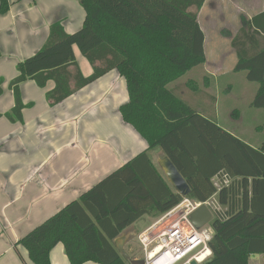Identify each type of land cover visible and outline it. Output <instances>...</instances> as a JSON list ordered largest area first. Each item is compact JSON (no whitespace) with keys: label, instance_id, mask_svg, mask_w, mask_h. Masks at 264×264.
I'll return each mask as SVG.
<instances>
[{"label":"trees","instance_id":"16d2710c","mask_svg":"<svg viewBox=\"0 0 264 264\" xmlns=\"http://www.w3.org/2000/svg\"><path fill=\"white\" fill-rule=\"evenodd\" d=\"M78 1L86 14L82 28L68 34L60 22L51 26L43 48L18 64L19 76L10 85L16 105L5 116L23 121L20 86L27 80L41 88L54 81L47 99L56 105L117 70L129 93L122 119L148 148L19 245L34 264H52L59 244L71 264H130L116 240L141 219L162 216L184 199L153 163L150 152L159 150L189 183V199L206 203L218 194L224 209L212 222L213 256L203 264H250L251 256L264 254V147L223 128L171 87L206 62V36L198 21L206 0ZM9 10V0H0V14ZM231 45L238 57L234 71L247 72V80L258 84L252 106L264 111V12L248 21ZM74 46L92 66L91 76L82 74Z\"/></svg>","mask_w":264,"mask_h":264},{"label":"crops","instance_id":"0c3cea01","mask_svg":"<svg viewBox=\"0 0 264 264\" xmlns=\"http://www.w3.org/2000/svg\"><path fill=\"white\" fill-rule=\"evenodd\" d=\"M9 2V12L0 14V264H34L19 242L146 151L148 145L122 119L120 108L129 102V93L117 70L56 105L47 99L56 87L54 81L41 88L27 80L20 86L26 106L23 121L11 122L5 116L16 105L10 85L19 76L18 64L43 48L53 24L60 22L66 33L73 34L82 28L86 15L78 0ZM263 12L264 0H206L198 21L206 36L207 60L201 66L209 71L207 82L212 68L219 78L227 72L224 60L208 57L206 45L213 47L215 33L230 38L227 70L235 72L238 57L232 39ZM74 52L82 74L91 76L93 68L77 46ZM260 126L250 132V140L230 132L255 148H263L264 130ZM150 155L155 163L157 153ZM51 262L71 264L62 244L52 251ZM250 264H264V254L251 256Z\"/></svg>","mask_w":264,"mask_h":264},{"label":"rangeland","instance_id":"374dc122","mask_svg":"<svg viewBox=\"0 0 264 264\" xmlns=\"http://www.w3.org/2000/svg\"><path fill=\"white\" fill-rule=\"evenodd\" d=\"M220 25L221 23H219ZM213 37L214 42L210 45L213 47L208 49L206 45L208 57L211 60L213 56L217 57L219 61L224 60V64H226L225 71H227L224 72L225 76L219 78L220 74L218 75L216 70L212 68V76L210 81L207 82L206 78L210 76L209 71H205V67L200 66L190 71L176 83H173L171 87L177 88L176 91L181 93V96L190 103H192L191 101H195V105L192 103L194 107L199 106V108L204 109L206 115L217 121L223 128L235 132L241 138L250 140L256 127L262 125L264 122V111L252 106L258 84L249 82L247 80V72L245 71L237 73L227 70L231 63V55L226 51V49H229L227 42L230 41L228 40L230 38L226 34L219 35L218 33H215ZM216 51L217 55L215 56L214 53ZM190 86H193L197 90L194 91ZM251 131L252 134H250ZM155 153H157L158 159H155V163H153L158 165V160L162 159L164 155L159 150H155ZM215 183L219 189L222 187L220 181L215 180ZM209 208L213 212V222L216 216H218L215 211L218 209L222 211L223 209L219 203L218 194L209 201ZM160 217L147 216L123 232L122 236L127 238V241L123 242L121 239V246L132 260H139L143 256L136 238L138 233L156 222ZM212 222L210 223L211 226ZM133 231L135 233L132 234Z\"/></svg>","mask_w":264,"mask_h":264},{"label":"built area","instance_id":"2783aa9c","mask_svg":"<svg viewBox=\"0 0 264 264\" xmlns=\"http://www.w3.org/2000/svg\"><path fill=\"white\" fill-rule=\"evenodd\" d=\"M209 201L201 203L184 198L178 206L140 231L136 238L143 256L139 260L144 264H203L209 261L213 256L210 246L213 227L209 223L197 229L191 221L201 206L209 208ZM222 211L218 209L215 213L223 214Z\"/></svg>","mask_w":264,"mask_h":264},{"label":"water","instance_id":"95a60500","mask_svg":"<svg viewBox=\"0 0 264 264\" xmlns=\"http://www.w3.org/2000/svg\"><path fill=\"white\" fill-rule=\"evenodd\" d=\"M160 170L164 173L167 181L172 186L174 191L183 198H187L191 193V187L175 164L167 156L163 157L158 162ZM213 220V214L206 205L201 206L191 217L193 225L197 229H201L205 225L211 223ZM127 241L124 236L119 237L115 245L117 249L121 252L122 256L130 262V264H144L141 260H132L129 255L123 250L121 246V241ZM192 264H197L193 262Z\"/></svg>","mask_w":264,"mask_h":264}]
</instances>
